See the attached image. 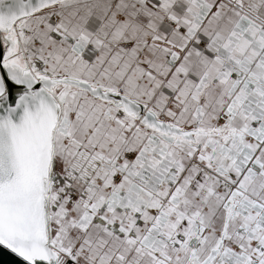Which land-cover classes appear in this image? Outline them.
<instances>
[{"label": "snow or ice", "instance_id": "snow-or-ice-1", "mask_svg": "<svg viewBox=\"0 0 264 264\" xmlns=\"http://www.w3.org/2000/svg\"><path fill=\"white\" fill-rule=\"evenodd\" d=\"M0 264H264V0H0Z\"/></svg>", "mask_w": 264, "mask_h": 264}]
</instances>
